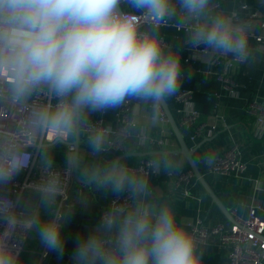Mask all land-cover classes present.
Wrapping results in <instances>:
<instances>
[{
  "label": "clouds",
  "instance_id": "obj_1",
  "mask_svg": "<svg viewBox=\"0 0 264 264\" xmlns=\"http://www.w3.org/2000/svg\"><path fill=\"white\" fill-rule=\"evenodd\" d=\"M243 13L241 0L231 8L218 0H0L3 99L23 107L45 97L14 133L36 138L42 173L30 186L38 195L35 204L19 208L20 195L0 199V264H24L18 245L8 243L17 227L33 232L49 253L64 254V229L75 207L60 206L64 180L54 151L73 136L97 159L85 161L75 151L67 165L108 200L92 227L75 236L73 264H203L204 250L177 219L172 202L155 192L150 175L119 157L103 158L117 131L92 118L136 101L146 109L145 122L130 115L121 127L143 143L139 132L161 122V109L183 87L185 50L204 64L250 63L252 26ZM169 31L178 34L177 42L166 41ZM32 158L26 150L0 148L6 161L0 164V190L10 189ZM146 167L171 173L182 161L162 150Z\"/></svg>",
  "mask_w": 264,
  "mask_h": 264
},
{
  "label": "crops",
  "instance_id": "obj_2",
  "mask_svg": "<svg viewBox=\"0 0 264 264\" xmlns=\"http://www.w3.org/2000/svg\"><path fill=\"white\" fill-rule=\"evenodd\" d=\"M221 6L231 8L237 0H218ZM250 6L244 10V15L251 23L252 30L264 35V0H241ZM258 10L260 17H251L252 10ZM179 39L175 31H169L166 41L175 43ZM193 52L185 50L183 62L185 64L186 76L183 87L194 91L193 100L197 109L201 112V120L211 125H216V130L211 135L200 138L195 144L194 160L197 163L202 175L224 203L232 216V210L238 207L241 213L246 214L253 200L258 197L264 199V143L257 141L254 136V122L245 114V106L248 100L255 97L264 99V53L253 49L250 55V63L237 65L234 68L233 77L240 84V97H229L222 92L221 82L213 76H207L209 70H220L212 64H204L199 60L192 59ZM189 59L187 63L185 60ZM221 94L217 97L216 94ZM168 107L175 118L179 129L185 135V140L189 149L194 143L190 140V133L183 130L180 125V118L176 113L177 104L172 97L168 101ZM116 111H109L104 115L96 114L93 120L104 118L107 124L112 127L116 124ZM145 107L134 101L133 115L140 123H144ZM152 137H161L168 140L164 147H155L147 144L137 143L130 139L127 145V152L120 153L109 151L103 154L104 159L119 157L132 166H137L147 158H153L162 150L170 152L177 159L182 161V167L171 173L161 171L157 177H150L151 185L155 192L162 197H167L173 204L177 219L190 227L198 219L208 225L232 222L224 215L221 209L212 202V199L197 180V184L192 188L194 197H186L182 187H177V178L180 174L191 170L188 160L181 154L174 152L180 149V143L170 124L159 123L155 127L142 130ZM76 137L71 139L75 140ZM234 145H238L242 150V157L248 162V169L242 177L224 176L220 174H208L206 169L211 165L214 157ZM69 144L55 147V165L64 164L69 151ZM199 147V148H198ZM76 151V148H75ZM73 151V152H75ZM79 154L85 161L97 159L93 157L87 145L79 140ZM157 152V153H156ZM73 154V153H72ZM130 154L129 156H124ZM262 163V164H260ZM75 171H73V181ZM256 181L262 189H256ZM258 183V182H257ZM112 197L110 196L109 199ZM81 201H86V205ZM108 203L103 192L91 191L82 183H77L74 189L71 203L68 207H75L74 215L64 229L65 251L64 254L48 253L46 258L41 260L43 246L38 237L32 232L28 249L21 256L24 257L25 264H73L71 260V250L74 247L75 236L79 232H87L98 218L101 209ZM204 250L203 264H225L227 256L225 250L216 246H202ZM20 258V259H21Z\"/></svg>",
  "mask_w": 264,
  "mask_h": 264
},
{
  "label": "built area",
  "instance_id": "obj_3",
  "mask_svg": "<svg viewBox=\"0 0 264 264\" xmlns=\"http://www.w3.org/2000/svg\"><path fill=\"white\" fill-rule=\"evenodd\" d=\"M219 2V1H218ZM220 3V2H219ZM248 4H244V10L249 9ZM251 17H260L258 10H252ZM251 51L256 49L264 53V35L256 33L252 30L250 40ZM193 60H199L197 53L193 52ZM187 63L189 59L185 60ZM215 68L220 70H209L207 76H213L221 82L222 92H225L229 97L239 98L240 84L234 79L233 71L237 64H234L231 59H221L218 63L212 64ZM6 77V73L0 70V80ZM194 91L189 88H181L174 96V101L177 104L176 113L180 118V125L183 130L191 132L189 137L194 143L190 150H194L197 141L205 136L211 135L216 130V125H211L201 120V112L197 109L193 100ZM220 97L221 94H216ZM45 97L40 95L33 97L27 105L23 107H14L3 99L2 84H0V148L13 147L20 151H27L29 155H33L29 166L21 171L16 177L13 184L6 192L0 190V199L10 196L16 199L17 195L21 196L19 208L31 206L38 201L36 192L30 190V186H35L39 180L42 168L39 159L36 157V138L29 132L23 133L17 138V128L23 123V118L29 112L34 104L43 103ZM55 103V101H53ZM134 101L126 103L123 108L116 111V124L113 127L117 131V139L111 151L125 153L127 152V145L130 141L123 129L122 123L130 115H133ZM162 119L161 123L168 124L169 119L165 109H161ZM245 114L254 122V136L258 139L264 138V99L255 97L248 100L245 106ZM95 121H104V118H99ZM107 124V123H106ZM110 125V124H109ZM75 137V136H73ZM73 137L71 139H73ZM139 137L143 144L164 147L168 144V140L161 137H152L146 133H140ZM49 140L51 137L48 138ZM66 142H73L65 137ZM142 144V143H141ZM69 151L67 159L64 164L54 165L56 170L60 173L64 180V199L60 202L61 207H68L71 203L69 201V194L73 184V170L67 165V160L71 159L75 146L69 144ZM152 158H147L133 168L146 172L150 177H157L158 173H152L147 169L146 164ZM0 164H6V161L0 160ZM262 164V163H260ZM248 169V162L242 157V150L238 145H234L226 151L216 155L211 165L206 169L208 174H220L224 176L242 177ZM258 182V183H257ZM197 184L193 172L187 171L182 173L177 178V187H182L183 194L186 197H194L192 188ZM259 181H256V189H262ZM112 197L111 199H114ZM126 196L121 197L125 199ZM103 209V208H102ZM101 209V210H102ZM100 214V213H99ZM233 222L229 225L224 223H217L215 225H208L198 219L192 223L188 229L197 241L198 248L202 246H216L225 250L227 261L225 264H264V199L256 197L249 206L246 214L241 213L238 207L232 210ZM5 227L4 223L0 221V230ZM32 232H26L22 228L17 227L16 232L9 238V246L15 247L18 245L20 258L24 252L27 251V245ZM47 249L43 248L41 252V260L48 255Z\"/></svg>",
  "mask_w": 264,
  "mask_h": 264
},
{
  "label": "water",
  "instance_id": "obj_4",
  "mask_svg": "<svg viewBox=\"0 0 264 264\" xmlns=\"http://www.w3.org/2000/svg\"><path fill=\"white\" fill-rule=\"evenodd\" d=\"M163 108L165 109V112L167 114L169 122H170V124H171V126H172V128H173V130L175 132V135H176V137H177V139H178V141L180 143V149L175 151L174 153L175 154H181L188 160V162H189V164L191 166V171L193 172L195 179L200 182L202 187L205 189V191L208 193V195L212 199V202L214 204H216L221 209V211L224 213V215L231 222H233V218H232L230 212L228 211V209L226 208L224 203L221 201V199L218 197V195L215 193V191L212 189V187L209 185V183L206 181L204 176L202 175L197 163L194 160V157H193V154H194L193 152L194 151L189 149V147L187 145V142L185 140V135H184V133H182L180 131L179 126H178L175 118L173 117V115H172V113H171V111H170V109L168 107V104H167L166 107H163ZM257 142L258 143H264V140H260V141H257ZM68 144L74 145L75 148H76V151H78L79 140L77 139V137L75 138V140L73 142H70ZM129 155L130 154H125V155H123V157L124 156H129ZM77 183H81V182L79 181V177L77 176V174L75 172L74 181H73V184H72V187H71V190H70V194H69V196H70L69 197V201L72 198V195H73V192H74V189H75Z\"/></svg>",
  "mask_w": 264,
  "mask_h": 264
},
{
  "label": "rangeland",
  "instance_id": "obj_5",
  "mask_svg": "<svg viewBox=\"0 0 264 264\" xmlns=\"http://www.w3.org/2000/svg\"><path fill=\"white\" fill-rule=\"evenodd\" d=\"M66 143L68 144L69 142H66ZM27 249H28V245H27ZM21 260H22V261L24 262V264H25L24 257H22Z\"/></svg>",
  "mask_w": 264,
  "mask_h": 264
}]
</instances>
